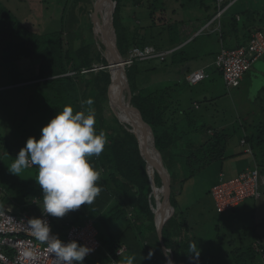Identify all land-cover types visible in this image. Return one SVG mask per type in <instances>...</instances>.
<instances>
[{"label": "trees", "instance_id": "16d2710c", "mask_svg": "<svg viewBox=\"0 0 264 264\" xmlns=\"http://www.w3.org/2000/svg\"><path fill=\"white\" fill-rule=\"evenodd\" d=\"M72 1L82 3L80 14L86 12L89 16L90 0ZM115 1L114 26L123 57L126 58L134 48L143 49L146 46H152L158 51L173 50L163 60L134 61L126 67V75L138 105L147 118L154 145L168 162L174 191V214L182 234L179 252L174 253L168 245L169 233L166 226L163 228V241L178 264H202L200 255L198 260L191 256L194 252L199 254L202 245L200 239L196 241L191 234L187 224L188 217L178 209L179 196L184 194L186 183L216 164H219V172L214 185L218 183L223 162L227 160L229 137L224 127L212 130L209 124H205L204 114L194 112L193 107H183L181 91L167 77L164 76L159 85L152 83L156 73L166 69H177L186 76L192 71V62L202 55L213 58L214 61L220 49L210 51L207 44L201 41L211 37L208 33L205 38H194L183 45L187 39L182 35V26L191 17L189 9L194 0ZM172 1L178 4V9L172 8ZM198 1L197 22L207 24V28L213 27L217 24L214 17L220 7H209L204 0ZM129 2L135 10L129 13L131 17L124 24L121 23V13L125 12V4ZM67 4L68 2L63 6V18L64 14L70 12ZM227 5L224 4L221 8ZM136 20L140 21L139 24ZM33 27L34 25L31 28L19 22L0 4V127L5 126L9 128V132H16L19 139H39L42 127L66 105H71L74 113L86 112L91 108L86 106V101L90 98L95 97L98 107L107 100L105 85L109 75L104 69H94V65L99 67L105 64L94 42L85 40L78 49L72 50L73 30L69 21L61 20L58 24H51L47 31L40 33ZM256 31L264 32V26L259 30H246L240 40L236 36L235 48L245 45ZM209 69L221 75L214 65H210ZM100 109L95 114L94 127L97 134L98 126L101 129L103 121V109ZM252 124H245L243 128L244 145L250 150L252 165L255 164L264 171V117L257 124ZM209 131H212L210 136L207 135ZM105 135L107 143L102 153L90 158V163L100 172L97 183L102 191L92 204L82 205L66 214L62 218L63 222L52 217V229L58 233L61 226L65 227V223L80 225L88 219L93 220L101 247L95 254L84 259L85 264H110L111 260L120 264L127 256L135 257L134 264H165L150 209L153 196L150 195V183L145 163L138 152L136 138L125 129H120L117 133L108 131ZM193 135L197 138L193 140L192 149L185 152L176 150L180 143ZM197 142L198 146L195 145ZM176 164L179 172L175 171ZM37 173L38 166H31L26 172L2 175L0 166V209L25 205L31 197L42 194V189L35 181ZM154 180L155 185L160 187L158 176L155 175ZM214 185L205 193V197H210L211 201L210 189ZM201 205L202 209L206 208L205 202L202 201ZM145 223L150 228L146 234L137 229ZM245 231L246 228L242 230L243 237L247 235L248 230ZM223 238L220 237L221 240ZM251 240L264 244V236L256 231L252 232ZM121 246L126 247V252L124 256L117 257L116 250ZM233 246L224 255L223 262L219 260L214 264H228L225 260L243 264L239 259V246ZM150 252L153 253L151 259H146ZM245 252L256 255L251 247ZM255 260L260 262L258 255L249 257L248 262ZM244 261L246 262L245 259ZM245 262L244 264H249Z\"/></svg>", "mask_w": 264, "mask_h": 264}, {"label": "rangeland", "instance_id": "374dc122", "mask_svg": "<svg viewBox=\"0 0 264 264\" xmlns=\"http://www.w3.org/2000/svg\"><path fill=\"white\" fill-rule=\"evenodd\" d=\"M67 2L70 12L64 14L63 18L62 10ZM199 2L198 0H194L191 3L192 7L189 9L191 17L188 18L186 23L182 26V35L186 37L187 42L198 34L205 35L204 32H200L199 30L205 28L207 24L197 22L198 11L196 10V6ZM204 2L209 7H220V10L216 14V18L214 17L217 19V24L215 23L213 27L205 30L211 37L209 39L204 37L205 39L201 40L207 44L210 51H218L221 47L225 49L235 48L237 44L235 39L236 36H238L240 40L246 30H259L264 26V0H204ZM0 4L9 10L19 22L31 28L32 25H34L33 29L39 33L47 31L48 26L51 24H58L61 20L64 22L69 21L73 30V34L71 35L72 50L78 49L85 40L94 42L88 28L89 16L86 12L80 14V8L83 6L82 3L76 4L72 0H0ZM171 4L172 8L178 9V4H174L173 1ZM224 4L228 5L221 8ZM132 10L135 9L131 6V3H126L125 12L122 11L121 13V23L126 24L131 17L129 13L132 12ZM222 10L224 11L218 18L219 12ZM178 13L182 12L178 11ZM136 21V23L139 24L140 21ZM196 27L198 29H196ZM209 63H213V58H207L206 55H202L197 61L191 63V67L192 69H196ZM96 66L94 65L95 70L102 67ZM253 69L252 71H256L257 65H253ZM207 73H209V78L193 86L185 82V74L179 72L177 69H166L165 71L162 70L156 73V78L153 80L152 84L159 85L161 81L164 80L163 77H167V80L174 84L176 89L181 91L180 94L183 107H193L195 109L193 110L194 112L204 114L206 116H204L206 120L203 118L204 122L205 124H209L212 130L219 127L225 128V133L228 135L229 141L226 150L227 160L223 162L224 165L222 170L227 173L225 179L228 180L253 163L251 155L244 152L247 146L240 145V138L245 136L243 128L245 124L251 123V119H245L241 110L238 107L235 108L233 91L231 89H226L222 76L218 72L210 69L207 70ZM249 84L247 82V85ZM255 91L256 90H254V92ZM243 96L247 99V93H244ZM90 99L92 104H86V106L91 107L90 109L94 111L95 114L100 108L103 109V113L101 111L103 119L101 122L102 128L99 129L100 126H98V133L100 131H104L105 134L108 131L117 133L120 129H124L110 110L108 100H104L98 107L95 97ZM193 102H198L200 104V110H197L195 104L192 105ZM254 103L258 104L257 101ZM257 106L259 107L258 112H251L253 124H257L258 121L261 120L259 116L264 115V99L260 105ZM246 108L247 104L244 105V109ZM249 108L250 107H248V109ZM0 129H2L0 130V142L2 143H0L1 173L2 175L7 173L9 175L12 173L11 165L17 157L19 150L25 146L27 139L17 138L16 132H11L12 130L9 132L8 127L2 126ZM207 135L210 136L211 132L207 133ZM196 138L194 140H196ZM193 144V140H191L190 137L189 139L186 138V140L176 147V150H183L185 152L192 149ZM195 145L198 146L199 142ZM13 146H15L14 149L12 148ZM163 158L165 165L168 166L166 158ZM218 165L219 164L212 165L202 171L196 178L186 183L184 194L179 196L180 203L178 209L180 208V210L186 214L185 216L188 217L187 224L195 240L200 239L199 242L202 245L200 251V257L203 259L202 264H214L219 260L223 262L224 255L234 248L233 245L239 246V259L243 261V264L245 262L244 259L246 260L245 263L261 264L257 260L248 262L249 257L252 256L253 258L256 257V255L253 252L249 253L245 251L251 247L253 243L251 240L252 232H264V195L257 201L246 200L232 212L224 214L216 213L210 197L206 198L205 193L216 183V177L219 172ZM175 168V171L179 172L177 164ZM26 171L27 169L23 172ZM202 201L206 203V208L204 209H202ZM185 209H188V211ZM174 213L175 210L170 220L167 221L166 227L169 233L168 245L171 246L173 252L176 253L179 252V243L182 234L180 231L181 228L177 223V216ZM56 219L63 222L62 218ZM244 228H246L248 232L247 235L243 237L242 230ZM137 229L145 234L150 230L147 223L139 226ZM261 229L263 230L261 231ZM59 230L60 231L57 233L58 237L64 241L66 228L61 226ZM220 237H224L223 240H221ZM201 239L203 240L202 242ZM225 261L228 264H234L231 260ZM82 264H85V261H83Z\"/></svg>", "mask_w": 264, "mask_h": 264}, {"label": "clouds", "instance_id": "9594fccd", "mask_svg": "<svg viewBox=\"0 0 264 264\" xmlns=\"http://www.w3.org/2000/svg\"><path fill=\"white\" fill-rule=\"evenodd\" d=\"M86 103L91 105L92 101L89 99ZM95 123V113L91 109L74 113L73 107L66 105L42 127L39 139L29 137L19 150L11 170L21 173L31 166H38L35 181L43 192L44 213L63 218L82 205L92 204L102 191L97 183L100 172L90 163V158L102 153L107 138L103 131L97 134ZM28 224L33 235L47 243L56 264H82L92 251L77 241L64 242L51 234L47 220L32 218ZM169 253L166 248L167 264H173ZM152 255L150 252L146 259H151ZM199 255L200 252H194L191 256L198 260ZM134 260V256H127L120 264H134Z\"/></svg>", "mask_w": 264, "mask_h": 264}, {"label": "built area", "instance_id": "2783aa9c", "mask_svg": "<svg viewBox=\"0 0 264 264\" xmlns=\"http://www.w3.org/2000/svg\"><path fill=\"white\" fill-rule=\"evenodd\" d=\"M223 11L219 12L218 18ZM172 51H158L151 46H146L143 49L134 48L129 51L124 65L129 67L136 60H163ZM262 57H264V32L256 31L251 34L243 46L234 49L221 47L213 65L221 73L225 87L229 90L237 88L252 65ZM207 78L205 68H202L186 75L185 82L194 86ZM195 106L197 107V105ZM241 144H244V140ZM245 152L250 154L249 149H246ZM210 194L216 213L229 212L246 200H257L264 195V171L254 164L228 180L224 178L223 174H220L219 181L210 189ZM42 198L43 193L31 197L25 205L6 206L0 209V264H56L54 254L48 251L47 243L39 241L33 235L28 224V220L32 218L47 220L51 234L58 236L52 229L51 215L43 212ZM65 228L64 242L74 240L91 248L92 251L88 256L95 254L100 249L101 244L97 238L98 231L93 220L88 219L80 225L65 223ZM251 249L258 255L260 263L264 264V244L255 241L251 244ZM125 252L126 247L121 246L116 250L115 255L122 257ZM110 264L117 263L115 260H111Z\"/></svg>", "mask_w": 264, "mask_h": 264}, {"label": "water", "instance_id": "95a60500", "mask_svg": "<svg viewBox=\"0 0 264 264\" xmlns=\"http://www.w3.org/2000/svg\"><path fill=\"white\" fill-rule=\"evenodd\" d=\"M89 3V31L96 49L105 63L104 66L98 69H104L109 75L105 85L108 104L119 124L136 138L138 152L145 163L150 183V195L153 196L150 209L154 216L155 231L165 264H167L165 257L167 247L163 241V228L174 212V191L170 172L168 166L165 165L162 154L154 145L147 118L140 109L135 94L128 84L124 65L125 57L121 52L114 26L116 1L90 0ZM112 94L115 97L112 98ZM113 99L116 100V104L112 103ZM122 114L124 119L121 117ZM155 175L160 180V187L155 185ZM158 213H160V217ZM167 249L170 252L169 256L173 264H178L171 250Z\"/></svg>", "mask_w": 264, "mask_h": 264}, {"label": "crops", "instance_id": "0c3cea01", "mask_svg": "<svg viewBox=\"0 0 264 264\" xmlns=\"http://www.w3.org/2000/svg\"><path fill=\"white\" fill-rule=\"evenodd\" d=\"M206 28H207V26H205V28H203V29H200L199 31L200 32H204V34L206 35V31L204 30ZM204 36L198 34L194 38H203ZM194 38H192L191 40H193ZM190 41H188V42H190ZM186 42H187V40H186ZM186 42L184 43V45L186 44ZM211 64L213 65V63L205 64L204 66H201L200 68L192 69V71L205 68V71L207 73V70L209 69V66ZM253 65H257V70L256 71H252ZM253 65H252L251 69L249 70V72H247L245 74V76L243 77L242 81L240 82V85L237 88L231 89L233 91V94H234L233 101H234V104H235V108L238 107L241 110V113H242V115L244 116L245 119H251V123H253V117H251V112H253V111H257L258 112L259 107L257 105H260V103L264 99V57H262L261 59L257 60ZM207 75L209 76V73H207ZM253 80H254V82H253ZM247 82H248V84L249 83L250 84L247 85ZM253 84H255V85H253ZM194 86H196V85H194ZM254 90H256V91L254 92ZM243 92L247 93V99H246V97L243 96L244 95ZM255 101H257L258 104H255L254 103ZM193 104H195V105L197 104V107H198L197 110H200L201 107H200V104L198 102H193L192 105ZM246 104H247V108L244 109V105H246ZM248 107H250V108L248 109ZM259 117L262 118V117H264V115H260ZM251 123H248V124H251ZM210 132L212 133V131H209L208 133H210ZM195 138H196V136L193 135L191 137V140H194ZM242 140L245 141L244 137L240 138V145L246 146L244 144H241ZM246 149H248V148L245 147L244 152L246 151ZM245 153H247V152H245ZM220 172H221L220 174H223L224 178H226L227 173L224 172L223 170L220 171ZM238 174H236V176ZM236 176H234V177H236ZM234 177H232V178H234ZM259 199H257V200H259ZM257 200H253V201H257ZM262 230L263 229H261V231ZM258 233L262 234V236H264V232L263 233L258 232Z\"/></svg>", "mask_w": 264, "mask_h": 264}, {"label": "bare ground", "instance_id": "6f19581e", "mask_svg": "<svg viewBox=\"0 0 264 264\" xmlns=\"http://www.w3.org/2000/svg\"><path fill=\"white\" fill-rule=\"evenodd\" d=\"M113 93H114V91H113ZM113 97H115L114 94H113L112 98H113ZM112 103H113V104H116V100L113 99ZM121 117H122V119H124L123 114L121 115ZM154 157H155V156H154ZM158 216L160 217V213H158Z\"/></svg>", "mask_w": 264, "mask_h": 264}]
</instances>
